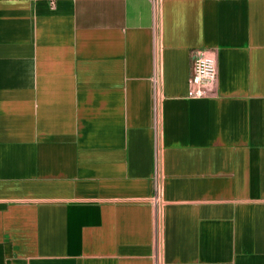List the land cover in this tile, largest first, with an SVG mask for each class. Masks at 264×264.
Instances as JSON below:
<instances>
[{
	"label": "crops",
	"instance_id": "0c3cea01",
	"mask_svg": "<svg viewBox=\"0 0 264 264\" xmlns=\"http://www.w3.org/2000/svg\"><path fill=\"white\" fill-rule=\"evenodd\" d=\"M0 264H264V0H0Z\"/></svg>",
	"mask_w": 264,
	"mask_h": 264
},
{
	"label": "built area",
	"instance_id": "2783aa9c",
	"mask_svg": "<svg viewBox=\"0 0 264 264\" xmlns=\"http://www.w3.org/2000/svg\"><path fill=\"white\" fill-rule=\"evenodd\" d=\"M217 61L212 53L198 52L192 58L191 76L189 80L190 88L188 97L200 99L205 96V88L215 83L217 79ZM161 201V190L157 187V195L154 202Z\"/></svg>",
	"mask_w": 264,
	"mask_h": 264
}]
</instances>
